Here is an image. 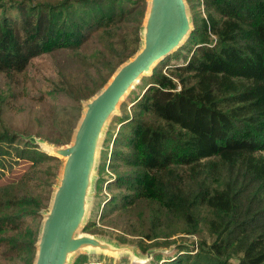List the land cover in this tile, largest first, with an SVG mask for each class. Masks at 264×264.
<instances>
[{
  "label": "trees",
  "instance_id": "trees-1",
  "mask_svg": "<svg viewBox=\"0 0 264 264\" xmlns=\"http://www.w3.org/2000/svg\"><path fill=\"white\" fill-rule=\"evenodd\" d=\"M198 1L204 13L194 14L193 31L172 54L191 55L144 77L150 81L124 115L114 156L127 140L130 153L120 159L130 168L112 161L100 221L123 223L144 250V239L162 234L212 237L196 248L184 240L156 264H264V0ZM146 8V0H0V73L13 85L35 58L70 52L78 67L58 73L55 88L89 98L140 47ZM13 152L33 164L58 161L2 129L0 167ZM37 202L19 181L0 183V264L34 255L38 230L15 233L36 216ZM85 229L102 230L95 222ZM74 264L107 263L83 254Z\"/></svg>",
  "mask_w": 264,
  "mask_h": 264
},
{
  "label": "rangeland",
  "instance_id": "rangeland-1",
  "mask_svg": "<svg viewBox=\"0 0 264 264\" xmlns=\"http://www.w3.org/2000/svg\"><path fill=\"white\" fill-rule=\"evenodd\" d=\"M188 7L194 26L193 16L199 12L203 14L204 6L198 0H194L193 6L188 3ZM212 37L214 36L212 35ZM186 40L183 44L186 43ZM177 50L178 48L175 51ZM175 51L170 54V59L165 58L164 63L160 61L157 66H162L164 71H170L172 64H181L191 55L188 49V51L179 56H173L172 54ZM70 55V52L62 51L44 54L35 58L29 67L27 76L25 78L21 76L20 82H16L13 85L0 73V131L7 128L9 131L17 132L21 140L30 142H33L31 140L32 137L45 139L58 145L69 144L72 141L74 130L84 110L83 100L88 98L78 102L64 91L55 88V83H57L59 78L58 73L75 72L78 67ZM151 74L143 75L134 84L120 102L118 111L111 116L107 123L99 147L94 183L89 197L88 213L84 225L80 229V233H90L105 237L118 244L128 245L136 250L139 258L135 259L128 254L114 255L90 250L77 254L71 264H74L77 258L83 254L88 255L91 261L101 260L107 264H156L158 260H165L167 257L178 253L179 244L183 243L184 240L190 244L189 248H196L197 241L201 238H207L209 241L212 239L206 230L199 235L174 234L166 237L162 234L153 241L144 239L143 244L146 246L147 244L150 245L149 248L144 250L138 245L142 237L125 232L124 226L126 225L123 223L120 225H103L102 221H100L104 202L111 195L110 190L107 188V182L115 180L116 172L112 169V161H118L119 170L130 168L129 165L124 164V160L120 159L123 155L130 153L129 150L131 148L127 144L128 141L125 140L124 143L121 142L119 144V149L123 155L122 153H116L114 156V150L117 146L114 143V138L127 122V120H124L127 119L124 115L132 113L134 99L143 92L147 82L150 81L149 78L144 79V77H149ZM124 129L129 130L130 127L126 128L124 126ZM56 137L62 138L63 141L61 143L55 142ZM33 143L37 144L42 151H45L39 143L36 141ZM47 153L53 155L52 153ZM5 156H7V159L4 162V166L0 167V183L17 180L21 183L24 191L36 197L38 201L31 206L37 210L36 216L26 221L15 234L24 237V234L29 232V230L37 229L38 237L44 218L43 213L49 207L51 194L58 181L63 159L57 157L58 161L52 160L43 164H33L30 160L18 159L14 152L11 156L7 154ZM56 162L58 168L56 167ZM49 193L50 198L47 199ZM91 222H95V226L102 229L100 233H92L85 229V226ZM120 235H126L130 240L121 242L119 240ZM156 242H159V244ZM158 255L160 256L158 257ZM5 259L7 260L4 262L5 264H33L35 253L32 255L29 252H25L19 256L14 255V257Z\"/></svg>",
  "mask_w": 264,
  "mask_h": 264
},
{
  "label": "water",
  "instance_id": "water-1",
  "mask_svg": "<svg viewBox=\"0 0 264 264\" xmlns=\"http://www.w3.org/2000/svg\"><path fill=\"white\" fill-rule=\"evenodd\" d=\"M146 1L140 47L115 69L98 91L83 100L84 110L72 141L58 145L45 139H31L63 159L49 207L43 213L33 264H71L77 254L90 250L139 258L136 250L128 245L80 233V229L88 213L99 147L107 123L134 84L143 75L151 74L194 29L187 0Z\"/></svg>",
  "mask_w": 264,
  "mask_h": 264
},
{
  "label": "bare ground",
  "instance_id": "bare-ground-1",
  "mask_svg": "<svg viewBox=\"0 0 264 264\" xmlns=\"http://www.w3.org/2000/svg\"><path fill=\"white\" fill-rule=\"evenodd\" d=\"M109 254V253H108Z\"/></svg>",
  "mask_w": 264,
  "mask_h": 264
}]
</instances>
